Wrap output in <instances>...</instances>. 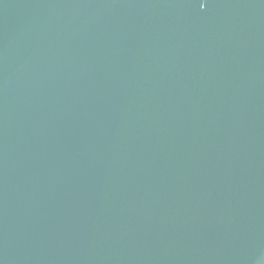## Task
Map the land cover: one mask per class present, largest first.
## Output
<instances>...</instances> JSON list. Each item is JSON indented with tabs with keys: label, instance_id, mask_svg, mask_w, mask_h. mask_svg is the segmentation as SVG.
I'll list each match as a JSON object with an SVG mask.
<instances>
[{
	"label": "water",
	"instance_id": "water-1",
	"mask_svg": "<svg viewBox=\"0 0 264 264\" xmlns=\"http://www.w3.org/2000/svg\"><path fill=\"white\" fill-rule=\"evenodd\" d=\"M0 264H264V0H0Z\"/></svg>",
	"mask_w": 264,
	"mask_h": 264
}]
</instances>
